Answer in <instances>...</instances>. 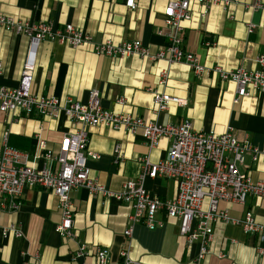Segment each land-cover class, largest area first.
<instances>
[{
    "label": "crops",
    "instance_id": "crops-1",
    "mask_svg": "<svg viewBox=\"0 0 264 264\" xmlns=\"http://www.w3.org/2000/svg\"><path fill=\"white\" fill-rule=\"evenodd\" d=\"M253 0H235L226 6L203 7L191 3V18L181 22L183 50L198 57L208 72L196 74L186 63L151 60L137 54L111 58L97 55L91 43L110 40L114 44L140 40L156 52L166 44L157 31L163 27L165 0H136L134 9L125 0H0V14L21 21H51L54 28L74 25L91 36V43L72 47L58 41L43 40L38 48L32 91L41 96H56L85 103L96 90L103 109L125 113L158 124L180 125L189 121L197 131L222 133L234 129L239 141L264 147V91L235 101L236 84L213 71L244 68L264 71L257 58L264 56V14L248 7ZM204 12V14H203ZM254 25L248 32V25ZM28 45L26 36L0 27V86L14 88L20 78ZM162 73L166 82L159 84ZM179 98L182 104L168 103L155 112L152 91ZM122 99L123 102L118 101ZM75 123L63 114L57 118L26 115L0 110V145L4 131L13 148L27 152L31 159L37 135L57 151L63 133ZM89 132L87 150L90 174L112 191H119L128 179L141 171L136 158L148 155L157 161L167 156L169 139L162 137L149 147L140 133L131 134L105 125L84 126ZM120 146V157L113 153ZM243 170L254 181H264V158L254 161L244 154ZM38 166L42 159H36ZM144 187L161 199L174 197L177 184L165 177L146 178ZM16 211H3L0 230L15 225L21 237L3 236L0 231V264H94L91 255L76 256L80 244L90 251L107 249L109 264H122L126 251L130 264H264V240L245 233L239 225L217 220L212 224L208 253L198 258L200 242L188 243L179 234L176 218L159 215L162 224L150 230L143 223L133 225L125 235L130 207L100 194L91 195L83 187L71 193L74 236L66 238L55 231L61 214L57 197L41 187L24 189ZM229 216L242 218L250 211L264 224V198L250 195L244 204L221 202Z\"/></svg>",
    "mask_w": 264,
    "mask_h": 264
},
{
    "label": "built area",
    "instance_id": "built-area-1",
    "mask_svg": "<svg viewBox=\"0 0 264 264\" xmlns=\"http://www.w3.org/2000/svg\"><path fill=\"white\" fill-rule=\"evenodd\" d=\"M192 1L205 9L214 4L226 6L235 0H165L163 27L157 33L165 37L166 44L156 52L150 51L138 39L119 44L110 40L91 43L88 33L71 24L54 28L51 21H21L0 14V27L28 39L17 86H0V110L12 113L20 109L26 115L41 118H57L63 114L75 125H83L74 126L63 133L57 151L49 149L46 141L37 135L32 159L27 152L10 146L9 133L3 132L0 145V220L3 211L19 209L24 189L41 187L50 190L58 200L61 219L55 231L71 238L74 236L71 193L83 187L91 195L100 194L130 207L125 235H131L136 223H143L150 230L155 229L162 224L159 218L161 214L178 219L179 234L188 243L195 240L200 242L198 258L208 253L207 243L212 236V224L217 220L239 225L245 233L256 234L264 240V224L258 223L250 211H246L239 219L229 216L226 209L220 208L221 202L244 204L250 195L264 198V181L252 180L243 170L244 154L250 152L256 161L264 158V147L254 146L248 140L239 141L232 127H227L222 133L202 132L195 130L189 121L180 125H162L135 115L110 112L102 108L96 90L89 92L85 103L56 96H41L32 91L38 48L46 39L72 47L91 43L94 53L101 56L118 58L137 54L151 60L186 63L196 74L208 72L205 66L198 63L196 55L182 47L181 22L191 18ZM125 6L136 8V0H125ZM248 7L259 9L264 14V0H253ZM253 27L249 23L248 32ZM257 61L264 65V56H259ZM213 71L220 74L222 79L232 80L236 84L235 101L250 95L251 91H264V71L247 72L244 68L226 71L220 67H214ZM166 76V73L161 74L159 84L166 82ZM152 95L155 112L165 110L170 102L182 104L179 98L165 92L153 90ZM118 102L122 103L123 100ZM85 125H105L131 134L140 133L149 147L155 146L162 137L168 138L170 144L167 156L157 161L151 160L148 155L139 156L136 158L141 167L138 176L126 180L119 191H112L90 174L88 158H97V155L87 150L89 132L84 128ZM113 153L116 158L120 157V146L115 145ZM36 159H42V165L38 166ZM157 177L176 182L174 197L161 199L146 190L144 180ZM0 231L3 236L23 235L15 225ZM91 254L94 264H109L108 251L103 247H97L92 252L85 244H80L76 251L79 257ZM121 256L124 257L122 264H130L126 251L121 252Z\"/></svg>",
    "mask_w": 264,
    "mask_h": 264
}]
</instances>
